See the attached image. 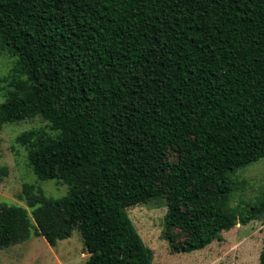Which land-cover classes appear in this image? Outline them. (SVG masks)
<instances>
[{"label": "trees", "instance_id": "1", "mask_svg": "<svg viewBox=\"0 0 264 264\" xmlns=\"http://www.w3.org/2000/svg\"><path fill=\"white\" fill-rule=\"evenodd\" d=\"M0 44L25 74L0 129L42 116L53 132L16 142L39 179L69 186L55 198L26 183L32 220L0 203V248L78 229L82 264H152L127 207L158 196L183 251L264 220V197L238 216L219 204L228 180L207 183L264 157V0H0Z\"/></svg>", "mask_w": 264, "mask_h": 264}, {"label": "rangeland", "instance_id": "2", "mask_svg": "<svg viewBox=\"0 0 264 264\" xmlns=\"http://www.w3.org/2000/svg\"><path fill=\"white\" fill-rule=\"evenodd\" d=\"M24 75L18 56L0 44V103L8 90L14 89L25 78ZM30 128L53 132L40 115L5 123L0 129V203L23 205L31 218L32 208L23 193L26 183L33 184L36 190L42 188L45 194L55 198L66 194L69 186L56 179L41 180L34 173L26 148L16 142L17 134ZM177 158L178 153L170 149L167 159L175 161ZM222 178L228 180L230 190L219 204L239 216L248 205L264 197V157L226 174H213L207 183L212 187L217 179ZM168 209L166 196L127 207L138 235L152 252V264H258L264 244V220L255 219L247 224L237 223L222 228L205 247L183 251L176 249L175 244L183 242L188 234L168 222ZM88 257L78 229L54 246L44 236L33 235L27 240L0 248V264H82Z\"/></svg>", "mask_w": 264, "mask_h": 264}]
</instances>
